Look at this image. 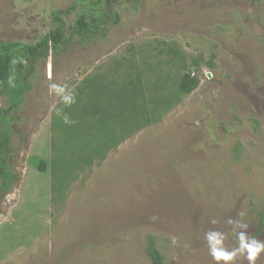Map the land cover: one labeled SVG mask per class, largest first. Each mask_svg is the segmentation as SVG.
Returning <instances> with one entry per match:
<instances>
[{
    "label": "rangeland",
    "instance_id": "1",
    "mask_svg": "<svg viewBox=\"0 0 264 264\" xmlns=\"http://www.w3.org/2000/svg\"><path fill=\"white\" fill-rule=\"evenodd\" d=\"M96 1L0 0V41L69 36ZM109 9L118 20L103 39L50 49L29 77L12 124L18 180L0 195V264H152L150 246L163 264H214L204 233H228L238 213L264 240V0ZM50 82L75 87L64 108L75 124L49 111Z\"/></svg>",
    "mask_w": 264,
    "mask_h": 264
},
{
    "label": "trees",
    "instance_id": "2",
    "mask_svg": "<svg viewBox=\"0 0 264 264\" xmlns=\"http://www.w3.org/2000/svg\"><path fill=\"white\" fill-rule=\"evenodd\" d=\"M110 1L97 0L95 14H91L89 20L84 21V27H73L69 36H63L62 29L58 28L35 45L0 41V97L5 99L4 105L0 106V195L11 191L18 180V172L12 163L14 156L12 124L26 92L31 88L29 77L35 64L46 59L50 49L53 55L60 54L74 38L84 44L103 39L108 30V23L113 18L109 9ZM117 20L118 15L114 13L113 22ZM13 57H23L27 64L15 65L16 87L10 88L7 78L12 72L10 60ZM146 252L152 264H163L161 254L154 247L150 246Z\"/></svg>",
    "mask_w": 264,
    "mask_h": 264
},
{
    "label": "clouds",
    "instance_id": "3",
    "mask_svg": "<svg viewBox=\"0 0 264 264\" xmlns=\"http://www.w3.org/2000/svg\"><path fill=\"white\" fill-rule=\"evenodd\" d=\"M10 64L13 67L11 74L7 78V84L10 88H15V65H26L27 61L23 57H13L10 60ZM48 79L51 80L50 73ZM48 95L55 98L54 102L49 106V111L54 112L65 125L71 126L75 124L76 121L64 112V108H70L77 103L75 87L67 82H50L48 84ZM237 215L241 219L229 217L225 221L226 225L230 226L228 233L215 229L204 233L203 239L214 264H236L237 260L246 261L247 264H257L258 259L264 254V240L251 236L248 231L250 226L243 219L244 214L238 213ZM210 223L216 225L219 221L212 219ZM229 235L235 238V243L231 248L226 245Z\"/></svg>",
    "mask_w": 264,
    "mask_h": 264
}]
</instances>
